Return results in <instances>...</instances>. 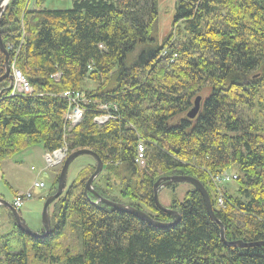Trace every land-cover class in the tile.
I'll return each mask as SVG.
<instances>
[{"label":"trees","instance_id":"obj_1","mask_svg":"<svg viewBox=\"0 0 264 264\" xmlns=\"http://www.w3.org/2000/svg\"><path fill=\"white\" fill-rule=\"evenodd\" d=\"M158 1L72 0L57 11L42 8L45 0H35L32 11L27 0L9 2L1 43L18 53L9 61L32 92L12 95L10 79L0 82V162L33 145L89 150L102 162L96 195L170 225L155 228L85 193L95 169L89 164L51 205L45 237L22 233L0 207L11 221L0 235V264H28L29 251L38 264H264V246L255 245L264 243V0H176L160 42L151 24ZM76 107L82 119L72 125L64 116ZM102 114L112 119L100 126L94 120ZM139 143L142 168L134 163ZM225 173L233 183L216 184ZM168 177L203 186L224 242L254 246H226L191 186L182 200L175 192L184 184L165 188L172 193L165 208L178 213L177 223L159 211L153 186ZM67 223L78 249H64L61 258L54 242Z\"/></svg>","mask_w":264,"mask_h":264},{"label":"rangeland","instance_id":"obj_2","mask_svg":"<svg viewBox=\"0 0 264 264\" xmlns=\"http://www.w3.org/2000/svg\"><path fill=\"white\" fill-rule=\"evenodd\" d=\"M71 1L72 0H45L44 4L41 7L47 10H55V11L68 10L71 7ZM175 1L176 0H159L158 1L160 5V7H158L160 9V13L156 21L154 20L151 23L152 26L154 27L153 34L157 33L159 35L160 39L158 38L159 40V41L157 40L158 42H160L166 36V34L168 33V30L170 29V26H171L170 14H172L173 3ZM36 7L37 6L35 4V0H27L26 8H25L26 11L36 10L35 9ZM5 11L3 12V14L6 13ZM23 15L21 16V20H23V17H24ZM0 40H1V34H0ZM4 50H5L6 55L0 49L1 55H3L2 60H1V62L3 63V65L1 64L3 68V74L0 76V78L4 77V75L6 74V67H7L8 73L4 79H10L9 86L11 87L12 95L18 94L17 92L19 91V86L21 84L19 82H16L15 78L18 77L17 75L19 71L16 70L14 66L12 65V63L9 61L11 50L9 48H6ZM163 53H162L161 58L165 59V56H164L165 54ZM11 54L12 55L14 54V56L18 55L16 50H13ZM11 59H12V56H11ZM20 76L24 79L25 82H27V80L22 75ZM28 86L30 87L29 83H28ZM88 86L90 85L88 84ZM92 87L93 86H90L89 88L91 89ZM20 94H25V93H20ZM62 96L66 97V99H69L68 97H74L73 95H70V93L68 92L63 93ZM197 98L201 99V98H204V96L201 93L196 96V99ZM77 117H78V114L76 113L75 118L77 119ZM109 118L110 120L112 119V117H109ZM71 154H68V150H66L65 147H61L60 149L54 152H44L41 145H35V146L33 145L31 146V148L29 149L27 148V150H22L19 154L13 157L6 158L0 162V199H2L4 202L8 204H11L13 199L15 200L16 197L18 198L22 197L26 192H29L31 190L30 191L31 198L29 200H26L19 207L21 209L19 210L17 208H13L15 211L19 213L23 222L26 224L28 228H30V231L34 233H37L36 231L44 232L42 225H41V218H40L43 204L47 198L53 196L57 192L58 177L60 175L62 166L65 163V160ZM89 164H93L95 166V161L93 160V158H91V156H88V155L80 156L71 162V165L69 166L67 173H66V181H65L63 192L61 193L59 197L65 194L68 187L77 179V177L81 174V171L85 170L86 167H88L87 165ZM88 179L84 182L83 191L85 193L92 195V193H90L89 191L85 189ZM55 180H57V183H56V186L54 187V191H52L51 188L55 185L54 184ZM35 184L42 185V187L41 188L35 187L34 186ZM187 189H188V186L186 185L185 186L180 185L176 189L175 196L177 197V200H182L184 191ZM171 197H172V193L167 189H163V190H160V193L158 195V201L160 205L165 208L169 204ZM120 200H125V199H120ZM54 201L49 205L50 209L48 207V214L49 212L51 213V211H53L51 205L54 203ZM96 201L99 202L97 199ZM217 203L221 205V201L220 202L217 201ZM116 204H119V203H116ZM112 210L117 211V212H122V211H118L115 209H112ZM8 219L9 218L7 217L6 213L0 208V235H4L7 231L10 232L11 221ZM69 228H70V225H68L67 223L64 231L62 232V235L56 239L57 240L56 242H54L57 247V253L53 254L54 256L61 255L60 257L62 258L64 249L69 248V247L72 249V247L75 246V248L78 249V246H76L77 241L75 240L74 232H71ZM9 238L13 242L10 246L11 253L18 252L21 247L20 243L18 242V240L15 239L13 234L9 235ZM25 243L28 244V242H25ZM1 244L2 242H0V245ZM25 248H27V246ZM72 251L77 252L78 250H75V251L72 250ZM27 258H28V264H38L34 258V254L31 251H29V255ZM61 263H63V261L59 260V264ZM55 264H58V263H55Z\"/></svg>","mask_w":264,"mask_h":264},{"label":"water","instance_id":"obj_3","mask_svg":"<svg viewBox=\"0 0 264 264\" xmlns=\"http://www.w3.org/2000/svg\"><path fill=\"white\" fill-rule=\"evenodd\" d=\"M10 1L11 0H0V17L3 14V12L5 11L7 5L9 4ZM0 42H1V40H0ZM0 49L6 55L2 43H0ZM7 73H8V69L6 67V74L4 75V77L0 78V81L3 80L7 76ZM199 103H200L199 98L194 100L193 107L190 109V111L187 114V117L189 119H193L197 115V113L199 111V107H200ZM83 155L91 156L95 160V163H96L94 172L92 173V175L88 179L86 186H85V189L87 191H89L90 193H92V195L101 204H104V205H106L112 209L122 211L126 214H129V215H131V216H133L139 220H142V221L148 223L149 225H151L155 228H163L161 224L156 223L155 221L150 219L146 214L142 213L141 211L135 210V209L128 207V206H123L120 204L113 203L111 201L102 199L98 195H96L93 191L92 183L98 177V175L101 173L102 162L94 153L90 152L89 150H79V151H76V152L72 153L71 155H69L68 158L65 160V163L63 164L60 175L58 177L57 192L53 196L47 198L43 204L41 215H40L41 225H42V228L44 230L43 236L48 235L50 233V230H51L50 219H49V214H48V207L54 200L59 198V196L63 192L65 181H66V173H67V170H68L70 163L72 161H74L76 158L83 156ZM172 184H186V185H189V186L195 188L200 193V195L202 196V198L204 200L205 209H206V212H207L210 220L212 222H214L215 224L219 225L220 239L222 240V242H224V230H223V227L218 223V221L215 218V215L212 211L209 196H208L206 190L203 188V186L200 183H198L195 179L190 178V177H168V178H160L159 180H157L153 186V202H154L156 208L159 211L164 212V213L172 216L175 219V223H177L179 221L178 213L162 207L158 201L159 190L164 189L166 187H169ZM0 207L9 210L12 213V215L14 216L16 225L20 231H22L24 234H26L28 236L40 237V235H38L37 233L30 231V229L26 226V224L21 219L19 213L17 211H15L11 207L10 204H8V203L4 202L2 199H0ZM165 225L169 226L170 224H165ZM43 236H41V237H43ZM224 244L228 247H240V248H248V247L254 246V245H249V244H242L240 242H235V243L224 242ZM255 245H257V246L263 245L264 246V243H258Z\"/></svg>","mask_w":264,"mask_h":264},{"label":"built area","instance_id":"obj_4","mask_svg":"<svg viewBox=\"0 0 264 264\" xmlns=\"http://www.w3.org/2000/svg\"><path fill=\"white\" fill-rule=\"evenodd\" d=\"M20 75L21 74L18 73V75H17L18 77L15 78V81L19 82L21 84L19 86V91L17 93L18 94L25 93L23 95L31 94V92H32L31 87L28 86V83L25 82L24 79ZM76 113L78 114L77 119L75 118ZM65 118L67 121H70V124L76 125L82 119V111L77 107L73 108L70 113L66 114ZM108 118H109V115H100L95 119V122L98 124H101V123H104L105 121H107ZM134 162L140 166L144 165V146L142 144H138L136 146V157H135ZM233 179H235V177H230V176L224 174V175H221L218 178H216L215 182H216V184L221 185V184L228 182L230 180H233ZM34 186L38 187V188L42 187V185H39V184H35ZM30 197H31L30 194H25L24 196L19 197V198L17 197L15 200V203H14V207L18 209L22 205L23 201L26 199H29ZM218 201L219 202L221 201V205H222L221 198Z\"/></svg>","mask_w":264,"mask_h":264},{"label":"bare ground","instance_id":"obj_5","mask_svg":"<svg viewBox=\"0 0 264 264\" xmlns=\"http://www.w3.org/2000/svg\"><path fill=\"white\" fill-rule=\"evenodd\" d=\"M220 205V204H219ZM218 206V205H217ZM163 228H167L168 226L165 224H161Z\"/></svg>","mask_w":264,"mask_h":264}]
</instances>
